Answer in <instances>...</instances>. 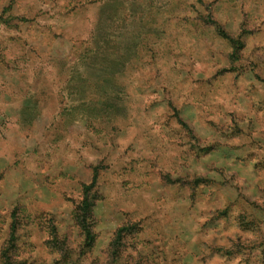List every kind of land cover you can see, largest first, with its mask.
Returning <instances> with one entry per match:
<instances>
[{
	"label": "rangeland",
	"instance_id": "374dc122",
	"mask_svg": "<svg viewBox=\"0 0 264 264\" xmlns=\"http://www.w3.org/2000/svg\"><path fill=\"white\" fill-rule=\"evenodd\" d=\"M13 217L12 264H264V0H0Z\"/></svg>",
	"mask_w": 264,
	"mask_h": 264
},
{
	"label": "trees",
	"instance_id": "16d2710c",
	"mask_svg": "<svg viewBox=\"0 0 264 264\" xmlns=\"http://www.w3.org/2000/svg\"><path fill=\"white\" fill-rule=\"evenodd\" d=\"M86 188L85 189V198L83 200V203L80 207L79 210L86 211V208H88L89 202H90V197H89V192L90 189ZM18 221L16 217H13V221L10 226V237L6 239V241L2 244L1 250H0V264H12V254H14L15 251V243L13 242L14 239V233L17 228Z\"/></svg>",
	"mask_w": 264,
	"mask_h": 264
}]
</instances>
